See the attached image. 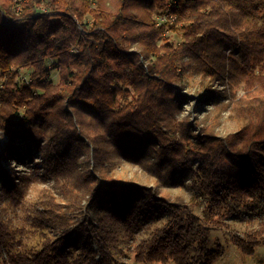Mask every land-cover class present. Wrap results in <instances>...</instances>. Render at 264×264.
I'll return each mask as SVG.
<instances>
[{
    "label": "trees",
    "instance_id": "trees-1",
    "mask_svg": "<svg viewBox=\"0 0 264 264\" xmlns=\"http://www.w3.org/2000/svg\"><path fill=\"white\" fill-rule=\"evenodd\" d=\"M176 1L174 22L158 25L154 11L167 0H25L19 12L13 0H0V161L42 151L50 177L59 183L75 174L78 190L60 184L65 206L44 194L41 213L62 235L28 253L5 244L4 264H116L121 245L163 217L166 224L135 246L137 259L213 264L223 247L198 246L207 231L202 217L180 198L114 180L123 161L167 186L190 174L196 197H211L224 215L264 198V0ZM168 29L182 33L179 44L161 40ZM48 59L58 62V82ZM188 68L258 88L237 131L198 134L189 117L176 118L188 99ZM22 69L31 73L19 84ZM0 176L10 192L24 189L25 176L16 181L1 163ZM234 240L246 253L264 241Z\"/></svg>",
    "mask_w": 264,
    "mask_h": 264
},
{
    "label": "rangeland",
    "instance_id": "rangeland-1",
    "mask_svg": "<svg viewBox=\"0 0 264 264\" xmlns=\"http://www.w3.org/2000/svg\"><path fill=\"white\" fill-rule=\"evenodd\" d=\"M259 6L264 10V2H261ZM160 10L154 11V18L158 17ZM259 20L261 21V16H259ZM86 21L92 22V17L87 15ZM163 39H169L177 45L181 42L182 33L169 29L161 37V40ZM57 65L56 59H48L49 78L54 82L59 81ZM30 73L31 69H22L18 77L19 84L28 82ZM182 84L184 85L182 91L187 94L188 99L183 104L181 111L175 115L176 118L180 120L189 117L190 122L197 125L195 132L200 134L202 128H205L206 131L211 132L216 137L226 136L237 131L243 123L239 116L240 112L242 109L248 108L249 102L261 94L258 88L253 85L249 86L245 82L225 85L213 81L212 77L205 76L202 70L195 68H188L185 71ZM1 141L6 142L7 137H2ZM81 159L85 160L84 156H81ZM214 159L220 166L228 169L231 166L223 157L217 156ZM0 163L8 173L13 175L16 181L22 176H25L26 181L21 192L17 193L16 189H11L10 192L3 177L0 176V222L4 225V229H0L2 233V237H0L2 240L0 241V264H4V260L7 258L5 249L9 248L14 253L37 251L62 235V229H55L53 220L46 213H41L44 206L40 202L44 194H48L53 202L63 205L67 202V198H64L60 184L63 183L73 193L78 190L74 188L75 174L62 177V181L59 183L50 177L45 168L42 151L37 150L21 159L16 157L5 158ZM112 174L114 180L118 182H136L156 189L160 196L169 201H177L180 198L185 203L190 204L194 213L202 217V225L207 229L206 237L198 246L223 247L222 255L213 264H264V241L255 246L252 253H246L234 240V236L243 237L250 243L254 240H264V198L254 200L249 206L243 207L237 215L229 216L224 215V206L218 205L211 197H196L195 190L192 188L193 177L190 174L185 176L182 184L167 186L158 182L156 176L151 175L145 167L127 161L118 164L113 169ZM48 206L53 205L50 203ZM74 215L71 214V216ZM78 219L75 217L76 221ZM167 219L168 217H163L151 222L130 243L122 244L120 249L116 251V264H176L174 260L165 262L139 260L134 249L141 239L150 236L156 228L165 225ZM74 224L70 226H74ZM258 229H261L262 232L254 235L253 231ZM249 233L254 236V239H249L247 236ZM261 234L263 235L261 236ZM4 245L6 247L3 252ZM77 254L79 251H76L74 256ZM195 264L202 263L198 260Z\"/></svg>",
    "mask_w": 264,
    "mask_h": 264
},
{
    "label": "built area",
    "instance_id": "built-area-1",
    "mask_svg": "<svg viewBox=\"0 0 264 264\" xmlns=\"http://www.w3.org/2000/svg\"><path fill=\"white\" fill-rule=\"evenodd\" d=\"M24 1L25 0H13L15 9L18 12L22 10V6H23ZM174 2H177V1L176 0H167V3H168L167 8L164 10L161 9L159 14H158V17H155V19L158 21V25H163V24H166L169 22L170 23L174 22L175 16L170 13Z\"/></svg>",
    "mask_w": 264,
    "mask_h": 264
}]
</instances>
